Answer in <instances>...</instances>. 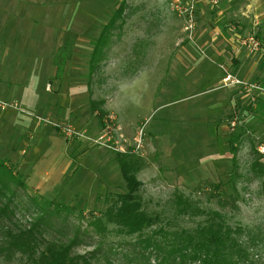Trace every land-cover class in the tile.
I'll use <instances>...</instances> for the list:
<instances>
[{"label":"rangeland","instance_id":"374dc122","mask_svg":"<svg viewBox=\"0 0 264 264\" xmlns=\"http://www.w3.org/2000/svg\"><path fill=\"white\" fill-rule=\"evenodd\" d=\"M114 1L31 0L28 19L4 29L11 37L10 61L2 63L5 82H0V163L24 175L27 187H12L11 194L1 191L0 181V212L7 205L1 213L28 228L40 215V202L30 199L36 190L64 204L45 226L44 240L68 243L76 236L73 254L93 253L103 263L106 251L111 264H126L122 252L129 253L137 236L111 224L99 234L89 224L125 191L116 159L123 152L135 162L142 207L159 217L143 234L191 229L218 219L217 212L231 228L262 239L251 252L264 264V153L257 152L264 146V94L250 86L264 87V41L249 55L256 65L252 75L244 76L246 68L236 77L243 84L223 85L226 72L203 41L188 40L182 47L166 42L165 26L185 23L176 9L153 13L149 22L150 13L129 7L147 6L149 0H116L131 9L110 27ZM139 32L141 40L135 39ZM150 37L157 39L151 43ZM183 48L195 62L186 61ZM105 105L111 106L102 110L100 121L95 114ZM258 158L262 167H252ZM15 262L0 258V264Z\"/></svg>","mask_w":264,"mask_h":264},{"label":"trees","instance_id":"16d2710c","mask_svg":"<svg viewBox=\"0 0 264 264\" xmlns=\"http://www.w3.org/2000/svg\"><path fill=\"white\" fill-rule=\"evenodd\" d=\"M120 11L121 9L117 8L111 21L117 18ZM98 115L102 121V110ZM234 141V137L228 139L232 154L235 152ZM258 154L263 156L259 152ZM127 156L123 152L116 154L126 187L125 191L118 193V199L89 222L99 234L111 224L119 232L128 236H137L131 248L127 249L129 253L122 252V256L126 257V264H258L255 260L256 254L251 252V249L254 246L257 247L262 239L258 236L255 239L242 228H231L217 212H213V215H219L218 219L210 217L191 229L183 228L179 231L167 232L159 228L151 230L149 234H143L147 227L159 221V217L149 214L142 207L138 196L142 183L136 178L135 162L127 160ZM259 163L261 159L258 158L253 162L252 167L261 168ZM1 165L4 164L0 163V181L3 184L1 191L5 189L13 194L14 188L15 190L17 187L26 189L24 175L11 168L2 169ZM261 170L264 171V168L262 167ZM4 177L6 181L3 180ZM30 188L33 190L32 187ZM33 192L35 194L30 199L34 203L40 202V215L28 228L19 227L20 225L12 221L9 215L1 213L8 211L7 205L1 209V259L9 262L16 260L15 264H111L106 251L101 252L103 263L96 259L98 255L94 256L93 253L87 256L73 254L72 246L76 242V236L68 243L44 240L45 226L58 215L64 204L36 195L38 194L36 190ZM3 215L6 217L3 218ZM2 219L6 222H1ZM76 231L79 232V228H76ZM96 250L99 251L100 247L95 249V252Z\"/></svg>","mask_w":264,"mask_h":264},{"label":"crops","instance_id":"0c3cea01","mask_svg":"<svg viewBox=\"0 0 264 264\" xmlns=\"http://www.w3.org/2000/svg\"><path fill=\"white\" fill-rule=\"evenodd\" d=\"M30 1L31 0H0V3H4L0 6V9H3V11L1 10V12L6 18L5 21L0 22V28L1 30H3V32L1 33L2 35L0 36V49L3 50L4 56L0 59V82L3 84L5 82H3V78H5L6 76L5 72L2 71V63H6L7 66L8 62L10 61L6 53L9 48L8 40H10L11 37L8 32H4V29L11 22L22 24L23 20L28 19V16L31 15L28 9L30 7L28 5ZM120 1L122 2L123 0ZM151 1L152 0H149L150 4L147 6L136 4L129 7H132L134 12L137 13H150V22L153 21V13L159 11L162 12V9H164L163 11L166 13H171L170 11L173 12L172 9H176V6L178 4L184 7L185 5L193 1L195 22L194 28L191 33V38H189V32L185 31L184 29L183 21L181 23L179 21L176 24H169L172 25V27H169V25H167V27L165 26L166 36L168 35V38H166V42H168V44L170 42L171 46L176 45L175 47H182L188 40L197 39L203 41V45L206 47V49L210 50L209 57L219 60L220 69H226L230 75L236 78L238 77V75H240V72L242 70H246V68H248L247 72H245L246 75L244 76L250 77L252 75L253 72L250 70H254L256 68V65L254 63L255 61L253 62L252 59L250 60L249 55L239 47L238 43L236 42L234 32L231 31V27L237 28L240 33H248L254 30L264 41V0H214L215 2H213V0H165V5L162 6L152 4ZM6 2L11 3L5 4ZM116 2V0L113 2L114 5ZM120 3L112 7L113 13H115L117 8L121 9L120 14L117 16V18H121L122 14L128 12V9H131L127 8L124 4L121 5ZM45 13L46 8L44 7V11L42 12V14L44 15ZM142 15H140L139 17L142 18ZM139 17L137 18L138 20H140ZM181 17L183 18L182 15ZM112 18L113 17H110V19L108 20L110 27ZM21 19L23 20L21 21ZM134 19L137 20L136 16H134ZM35 20L37 19H33L34 22ZM139 36L140 38H137L138 36H135V39L141 40L143 38L142 33L140 32ZM149 39H153L150 42L152 43L153 41L154 43L155 39L157 38L150 37ZM211 41L216 43L213 44ZM172 49L173 48H171V52ZM182 55L187 59L186 61L195 62L190 57V54L188 53L186 48H183ZM221 65H223V67H221ZM262 70H264V66L262 67ZM223 72L225 71L223 70ZM223 78H220V84L222 83ZM46 90H49L48 86L46 87ZM109 106L106 107L105 105L106 108L103 107V109L101 110L104 111V109H108ZM95 113H97L96 110L94 111V114ZM98 114L99 112L95 115H97L99 119ZM116 114L119 118V114ZM121 121L125 122V120L122 118ZM128 121L130 123H134L133 121Z\"/></svg>","mask_w":264,"mask_h":264},{"label":"built area","instance_id":"2783aa9c","mask_svg":"<svg viewBox=\"0 0 264 264\" xmlns=\"http://www.w3.org/2000/svg\"><path fill=\"white\" fill-rule=\"evenodd\" d=\"M213 2H215L213 0ZM177 11L183 16V18L185 19V23H184V29L185 31L189 32V38H191V33L192 30L194 28V3L193 1H191L189 4L185 5L184 7L181 6L180 4H178L176 6ZM235 28L231 27V31L234 32V36L236 38V42L238 43L239 47L241 49H243L248 55L251 54H256L259 50H261L263 42L262 39L258 36L257 32L255 31H251L248 32L246 34L243 35H238L235 33ZM223 70L226 72L224 78L222 79V84L223 85H228L229 84H243L244 82L241 80L236 79L235 77H233L232 75L229 74V72H227L226 69L223 68ZM250 86L256 90H259V93H263L264 94V87H261L260 85L257 84H250ZM252 99L254 100L255 98L252 97ZM5 103L1 104V107H4ZM235 127V120H232L229 123V129L233 130ZM65 132L67 134H70L72 132V129L70 127H67L65 129ZM107 135V131H105L104 133H100L99 137L94 141L96 144L100 143L101 141H103V139H105V136ZM109 140H104V144L107 148H110V145L108 144ZM140 147V143L138 141V144L136 145V149ZM118 150H122L123 149H118ZM257 151L259 153H264V146H259L257 147Z\"/></svg>","mask_w":264,"mask_h":264}]
</instances>
